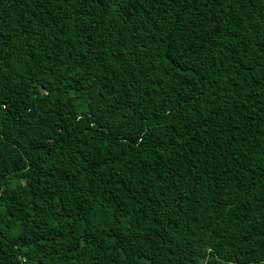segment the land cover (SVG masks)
<instances>
[{
    "label": "trees",
    "instance_id": "16d2710c",
    "mask_svg": "<svg viewBox=\"0 0 264 264\" xmlns=\"http://www.w3.org/2000/svg\"><path fill=\"white\" fill-rule=\"evenodd\" d=\"M0 264H264V0H0Z\"/></svg>",
    "mask_w": 264,
    "mask_h": 264
}]
</instances>
